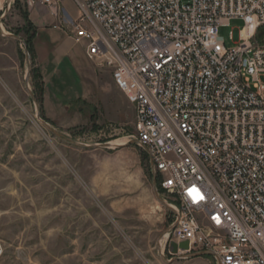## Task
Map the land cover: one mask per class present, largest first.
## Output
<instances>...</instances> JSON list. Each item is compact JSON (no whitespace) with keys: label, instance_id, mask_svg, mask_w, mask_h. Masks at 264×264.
I'll return each mask as SVG.
<instances>
[{"label":"built area","instance_id":"1","mask_svg":"<svg viewBox=\"0 0 264 264\" xmlns=\"http://www.w3.org/2000/svg\"><path fill=\"white\" fill-rule=\"evenodd\" d=\"M72 1L76 22L38 3L134 108V142L178 205L169 252L264 264V0ZM231 20L242 27L227 49Z\"/></svg>","mask_w":264,"mask_h":264},{"label":"rangeland","instance_id":"2","mask_svg":"<svg viewBox=\"0 0 264 264\" xmlns=\"http://www.w3.org/2000/svg\"><path fill=\"white\" fill-rule=\"evenodd\" d=\"M34 1L0 0L1 264H215L169 252L178 205L158 190L134 142V108L110 70ZM54 1L70 22L79 19L72 0ZM241 27L231 20L219 29L227 49ZM35 31L27 75L24 42Z\"/></svg>","mask_w":264,"mask_h":264},{"label":"water","instance_id":"3","mask_svg":"<svg viewBox=\"0 0 264 264\" xmlns=\"http://www.w3.org/2000/svg\"><path fill=\"white\" fill-rule=\"evenodd\" d=\"M12 37L15 38V39H18L17 36H12ZM25 57H26V61H27V75H29L30 70H31V63H30V57H29V54H28L27 49H25ZM43 125H44L45 127H47L48 129H50L49 126H48L45 122H43ZM50 130H51V129H50ZM51 131H52V130H51ZM52 132L54 133V135H55L56 137L62 139L63 141H66L67 143H70V144H72V145H74V146H76V147H78V148H84V147H86L85 145H77V144H75L73 141H71V140H69V139H67V138H65V137H62L61 135H58V134L55 133L54 131H52ZM110 146H111V145H109V144H103V145H100L101 148H109ZM94 148H97V146H95ZM160 202H161L162 204H164L162 201H160ZM164 205H165V204H164ZM165 206L168 207L167 205H165ZM182 248H185V249H186V246L183 245ZM200 256H209V254H208V253H205V252H201V253H195V254L191 255V257H200Z\"/></svg>","mask_w":264,"mask_h":264},{"label":"trees","instance_id":"4","mask_svg":"<svg viewBox=\"0 0 264 264\" xmlns=\"http://www.w3.org/2000/svg\"><path fill=\"white\" fill-rule=\"evenodd\" d=\"M23 18L25 20L26 25L28 26V29H30L32 27V24H31L32 22L30 21V19L28 18V15L26 13L23 14ZM28 29L24 30V28H22L21 31L23 32L24 35L28 36V32H27ZM36 36H37V32L33 33L32 36H29L28 38H26L25 42H24L25 43V49H27V51L30 55L34 54L33 42H34ZM156 184H157L158 190L161 191L159 186H158L157 180H156Z\"/></svg>","mask_w":264,"mask_h":264},{"label":"crops","instance_id":"5","mask_svg":"<svg viewBox=\"0 0 264 264\" xmlns=\"http://www.w3.org/2000/svg\"><path fill=\"white\" fill-rule=\"evenodd\" d=\"M84 55H85V50H84Z\"/></svg>","mask_w":264,"mask_h":264}]
</instances>
